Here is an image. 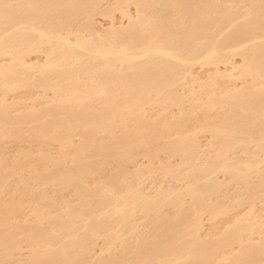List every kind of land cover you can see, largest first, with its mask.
<instances>
[{
    "label": "bare ground",
    "instance_id": "obj_1",
    "mask_svg": "<svg viewBox=\"0 0 264 264\" xmlns=\"http://www.w3.org/2000/svg\"><path fill=\"white\" fill-rule=\"evenodd\" d=\"M101 1L0 0V263L27 247L29 261L19 264H264L260 218L201 232L203 213L228 215L264 195V0H117L128 26L100 34L90 20L73 34ZM128 4H136L138 19L127 14ZM37 52L43 62H27ZM234 56L243 60L240 72H219ZM196 64L217 71L200 82ZM188 80L208 90L209 101ZM29 86L54 97L44 106L8 102L13 89ZM162 104L163 115L146 114ZM203 130L217 154L189 172L188 186L159 184L151 194L139 186L150 172L127 169L138 155L153 160L160 153L192 168ZM10 143L25 146L11 158ZM35 143L37 158L26 146ZM236 149L244 156L229 158ZM111 166L116 171L107 176ZM231 186L229 210L215 199ZM68 191L76 204L62 211ZM164 207L180 211L163 215ZM234 246L239 253L219 263Z\"/></svg>",
    "mask_w": 264,
    "mask_h": 264
},
{
    "label": "rangeland",
    "instance_id": "obj_2",
    "mask_svg": "<svg viewBox=\"0 0 264 264\" xmlns=\"http://www.w3.org/2000/svg\"><path fill=\"white\" fill-rule=\"evenodd\" d=\"M16 4V2H14ZM135 5V6H134ZM128 4V6H126V12H128L127 14L130 15L132 18H136L138 19L137 15V9H136V4ZM118 4H117V0H102L101 3L99 4V6H97L94 11H93V15H88V17L82 16V18L79 20V23L76 22L78 25L74 24L73 26H80L78 28L76 27H72L74 32L72 31L73 34H77L78 32H76L75 30L78 29H82L81 25L86 24L88 21L91 20L90 23L93 22V25L95 27V31H98V33L101 34V32H105L108 31V29L112 28L111 26H115L117 28H122V27H126L129 24V18H124L123 17V12H121L118 9ZM244 6V5H243ZM128 7V8H127ZM242 7V6H241ZM125 8V7H124ZM242 9V8H241ZM243 9L245 10V7H243ZM240 10V12H244V10ZM108 12V13H107ZM91 16V17H90ZM131 18V19H132ZM177 18V17H176ZM133 19V20H134ZM135 19V20H136ZM114 22V23H113ZM80 24V25H79ZM89 24V23H87ZM83 27V26H82ZM85 27V26H84ZM86 34V33H84ZM262 33H259V36H261ZM73 35L70 37L71 39ZM45 58V55L43 53H34L31 54L27 57V62L29 63H42L43 60ZM7 59H4L2 63H7L6 62ZM42 61V62H41ZM231 64L227 65V66H220L219 68L221 70H219V72H224V73H232V71H230L229 69H231L232 67H235L236 70L235 72H240V67L243 65V60L241 59V57H236L234 56L231 59ZM217 71L216 68L213 67H203L198 64L194 65L193 69H192V75L194 76H198L200 77V82H202V80L205 81L206 78H208V76H210L212 73H215V70ZM237 75H240L237 74ZM202 78V79H201ZM247 82H251L250 78L246 79ZM85 82L88 83L89 79H85ZM207 82V81H206ZM248 82V83H249ZM189 83V80H188ZM246 83V82H245ZM244 83V84H245ZM246 83V84H248ZM243 85V84H242ZM241 84H239L238 88L242 87ZM187 86H194L195 90L197 91L200 87H199V83H189L187 84ZM30 87V86H29ZM15 90V89H13ZM9 93L8 95V102H20L23 105H27V106H33L35 105L33 102L37 103H42V105H47L48 101H51V99L54 97V93L53 91H51L50 89H43V88H35V87H30V88H26V87H20L19 89H16L15 91H13ZM206 90L204 89H199V93L201 94V96L204 98V101H209L208 100V96H206L208 94V90L206 92H204ZM207 93V94H206ZM180 94L181 95H185L188 96V92H185V90L180 89ZM204 94V96H203ZM10 96V97H9ZM153 99H155V95H152ZM211 96V95H209ZM33 99L31 100L30 99ZM44 98V99H43ZM207 98V99H206ZM212 98V97H211ZM15 99V100H14ZM42 101H41V100ZM47 99V100H46ZM206 99V100H205ZM210 99V97H209ZM40 100V101H39ZM38 101V102H37ZM44 103V104H43ZM208 104V103H206ZM166 107V104H164ZM164 105L162 104L160 107L157 106L155 107H148L146 108V114L149 116H154L155 114L158 115H163V113H165L163 107ZM189 105V104H187ZM19 111H14L12 114L14 115H18L20 113H18ZM214 112L219 115H221V113L223 114L224 109H222L221 107H216L214 109ZM172 114L175 117H179L181 116V110L178 107H174L172 110ZM202 115H200L201 117ZM199 123L193 121L192 122V128L195 131H199ZM121 132L117 133V136H120ZM100 137H103V133H101L99 135ZM242 137H246V136H242ZM249 138V137H248ZM248 138H243L244 141H248L247 143H249V149L253 152V151H257L258 150V143L255 141H250ZM2 139V135L0 134V142ZM75 144H78V138L75 140ZM199 142L201 145V154L192 162V168H189L188 166L186 167L183 162L182 159H180L179 156H169L165 153H160L155 159L150 160L147 157L143 156V155H138L137 158H135V160L133 162H131L127 169L129 170L130 173H135V172H150L148 173L145 177H143L140 181H139V186H141L142 188H146L147 192L154 194L155 192L158 191L160 185V188H169L173 185H183L184 187L188 186L191 180V176H190V171L192 169H202L204 166V163L207 159H215V156L217 154V146L213 145V139L211 134L208 131H201L199 133ZM167 143H169L167 141ZM49 145V144H47ZM25 145L23 144H18V143H10L7 147V152L9 153V156L11 158H13L14 156L17 155V153L24 148ZM27 147H29L30 151L34 153L35 158H37L38 155V150L40 149L41 145L39 143H35V144H29L26 145ZM56 144L53 145H49L47 147V149H57ZM243 152L240 149H236L235 151H231L229 153V158H238V157H243ZM20 162L21 164L24 163L25 159L20 158ZM196 167V168H195ZM116 169L115 166H111L107 169L106 171V175L110 176L111 174L115 173ZM101 180V179H100ZM100 180H97L95 182H99ZM226 179L224 178L223 175H219V181L220 182H224ZM93 181H90L89 184L92 186L94 185ZM225 189V190H224ZM237 189V186H231L230 188L228 187L226 189V187L223 188V191L221 193H219L216 196V201L217 202H222L223 203V207L225 208H229V210H231V205H233V201L231 200V197H233L235 195V191ZM74 198H73V193L72 191H68L66 192V195L63 199V208L62 211L65 210V205L68 204H76V202H73ZM190 202V200H189ZM208 203V202H207ZM209 205H211V202L208 203ZM28 210H32V209H28ZM28 218H32V211H28ZM180 210L178 208H173V207H164L162 209V214L163 215H170V214H175L177 212H179ZM210 213H203L202 214V224H203V228H202V235L206 236L208 233L215 231L217 228H222L223 231H227L228 229L231 228H235L236 224H234L232 221L239 217L241 219H244L248 221V219L253 216L259 220H261L262 222L264 221V195H262V197H260V199H258L256 201V203L253 205V207H251L250 205H245V206H241V207H237L234 208L228 215H220L218 214L216 218L212 219L209 215ZM247 221H245V223H247ZM143 222V221H141ZM252 222V221H250ZM221 237V234L218 237H215L219 240V238ZM208 238H210L208 236ZM205 239H207V237H205ZM216 239V240H217ZM221 239V238H220ZM253 239V243L254 244H258L260 243V236L258 234H255L252 236ZM104 238L99 240V242L97 243L96 246V253L100 254L101 252V248L104 246ZM241 248L239 246H234L232 247V249L228 250L225 254H222L220 259H219V263L235 256L237 253H239V250ZM31 254V250L27 247H24L22 250L20 251H16L13 253L12 255V260H3V262H1L0 264H19L20 261H24L25 263L29 261V257ZM218 264V263H216Z\"/></svg>",
    "mask_w": 264,
    "mask_h": 264
},
{
    "label": "snow or ice",
    "instance_id": "obj_3",
    "mask_svg": "<svg viewBox=\"0 0 264 264\" xmlns=\"http://www.w3.org/2000/svg\"><path fill=\"white\" fill-rule=\"evenodd\" d=\"M5 7L7 8V7H11V6H7V5H6Z\"/></svg>",
    "mask_w": 264,
    "mask_h": 264
}]
</instances>
